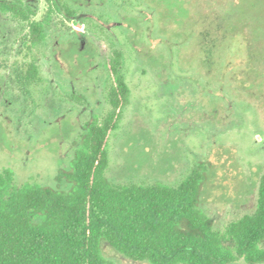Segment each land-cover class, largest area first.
<instances>
[{"label": "rangeland", "instance_id": "374dc122", "mask_svg": "<svg viewBox=\"0 0 264 264\" xmlns=\"http://www.w3.org/2000/svg\"><path fill=\"white\" fill-rule=\"evenodd\" d=\"M0 1L22 3L45 35L27 52L28 22L0 11V171H12L14 186H56L82 126L110 109L106 66L117 52L130 98L107 179L173 187L202 162L200 207L214 228L253 213L264 169V0ZM29 63L38 79L27 84ZM101 251L107 264H148L107 243Z\"/></svg>", "mask_w": 264, "mask_h": 264}, {"label": "trees", "instance_id": "16d2710c", "mask_svg": "<svg viewBox=\"0 0 264 264\" xmlns=\"http://www.w3.org/2000/svg\"><path fill=\"white\" fill-rule=\"evenodd\" d=\"M58 9L61 0H46ZM64 11L71 14L67 7ZM0 11L28 22L27 52L44 41V24L30 21L22 3L0 1ZM109 111L82 126L73 157L55 187L13 185L0 171V264H107L102 243L134 262L148 264H264V169L251 214L224 231L201 210L207 164L197 163L177 186L115 185L106 177L111 136L118 130L130 91L115 53ZM23 79H38L34 63Z\"/></svg>", "mask_w": 264, "mask_h": 264}]
</instances>
